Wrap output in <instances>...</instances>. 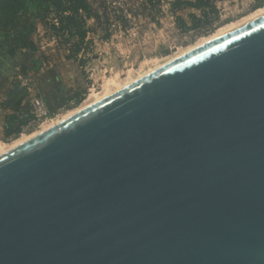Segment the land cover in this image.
I'll list each match as a JSON object with an SVG mask.
<instances>
[{
  "label": "water",
  "instance_id": "water-1",
  "mask_svg": "<svg viewBox=\"0 0 264 264\" xmlns=\"http://www.w3.org/2000/svg\"><path fill=\"white\" fill-rule=\"evenodd\" d=\"M0 264H264V15L2 155Z\"/></svg>",
  "mask_w": 264,
  "mask_h": 264
},
{
  "label": "rangeland",
  "instance_id": "rangeland-1",
  "mask_svg": "<svg viewBox=\"0 0 264 264\" xmlns=\"http://www.w3.org/2000/svg\"><path fill=\"white\" fill-rule=\"evenodd\" d=\"M173 1L160 0L156 6L148 2L151 8L144 10L142 18L130 20L122 27L113 26L110 17L106 14H103L101 19L97 13H94L95 16L86 19V26L90 31L89 40L92 39L93 43L87 46L85 52L79 54L77 60L68 58L70 52L67 49L70 46L61 45L66 42L68 35L63 36L62 33L40 24L37 40L42 50L51 59H56L57 69L67 89L71 92H85V100L76 107L59 110L44 122L31 120L18 138L10 140L4 139L6 114L1 111L0 144L8 149L17 140L27 138L62 120L70 111L83 106L91 95L111 96L134 82V79L139 80L187 54L188 50L200 43L203 38L229 25L240 24L264 8L257 6L264 0H217L219 17L213 25L204 27L200 31H184L177 24L176 17L171 11ZM190 12L192 9L180 10L178 13L189 21ZM81 59L85 62L83 65ZM9 67L10 62L0 56V72H6ZM8 74L15 75L14 69L11 68ZM18 78L28 85L27 101L32 106L33 99L40 97L36 88V79Z\"/></svg>",
  "mask_w": 264,
  "mask_h": 264
},
{
  "label": "trees",
  "instance_id": "trees-1",
  "mask_svg": "<svg viewBox=\"0 0 264 264\" xmlns=\"http://www.w3.org/2000/svg\"><path fill=\"white\" fill-rule=\"evenodd\" d=\"M147 1L156 6L160 0ZM257 6L263 7L264 2ZM189 9L192 12L187 21L178 12ZM171 11L184 31H200L213 25L219 17L217 0H174ZM93 16L86 0H0V56L10 62V70L15 71L12 76L0 72V109L6 114L5 140L18 138L35 119L33 107L27 101L29 87L18 77L36 79L38 94L51 115L63 108L76 107L85 100V92H71L63 84L56 59L42 50L37 33L39 25L43 24L63 36L68 35L61 45L70 46L68 58L77 60L93 43L92 39L88 40L86 26V19ZM81 61L83 65L85 62Z\"/></svg>",
  "mask_w": 264,
  "mask_h": 264
},
{
  "label": "built area",
  "instance_id": "built-area-1",
  "mask_svg": "<svg viewBox=\"0 0 264 264\" xmlns=\"http://www.w3.org/2000/svg\"><path fill=\"white\" fill-rule=\"evenodd\" d=\"M91 10L97 13L102 19L103 14L110 17L111 24L115 27H122L130 20L137 17L142 18L145 9H150L151 5L147 0H86ZM164 1V0H161ZM169 5V4H168ZM147 7V8H145ZM87 21V20H86ZM88 32V40H89ZM33 114L35 120L44 122L51 116L45 102L40 97H35L32 101Z\"/></svg>",
  "mask_w": 264,
  "mask_h": 264
},
{
  "label": "bare ground",
  "instance_id": "bare-ground-1",
  "mask_svg": "<svg viewBox=\"0 0 264 264\" xmlns=\"http://www.w3.org/2000/svg\"><path fill=\"white\" fill-rule=\"evenodd\" d=\"M263 15H264V8H263V9H260L259 11H257V12L254 13L253 15H251L250 18L246 19L245 21L241 22L240 24L229 25L228 27H225V28H222V29L218 30V31L215 32L214 34H212V35H210V36H208V37L203 38L202 41H201L200 43H198L196 46H194V47H192L191 49H189V50H188V53L191 52V51H193V50H196V49H198V48H200V47H202V46H204V45H206V44H208V43H210V42H212V41H214V40H216V39H218V38H220L221 36H223V35H225V34L231 32V31L235 30L236 28H238V27H240V26H242V25H244V24H247V23H249V22H251V21H253V20H255V19H257V18H259V17H261V16H263ZM185 52H187V51H185ZM185 52H184V53H185ZM182 54H183V53H182ZM180 56H181V55H180ZM176 57H177V56H176ZM173 59H174V58H173ZM144 77H145V76H144ZM132 81H133V80H132ZM136 81H138V80H136ZM136 81H135V79H134V82H136ZM134 82H132V83H134ZM132 83L128 84L127 86L131 85ZM127 86H126V87H127ZM124 88H125V86H124ZM122 89H123V88H122ZM113 94H114V93H113ZM109 96H110V95H108V96H101V97H100V96L98 95V97H97V94H96V96H92V95H91V96L89 97L90 99H89L88 101H86V103H84L83 106L78 107L77 109H75V110H73V111H70V113L67 114L62 120H59L58 122H54L53 124L49 125L48 127L42 129L41 131H38V132H36V133L30 135V136H31V137L29 136L30 138L27 137V138H24V139L17 140V141L14 142L12 145H10V146L8 145L9 148L6 146L8 149H6V148L4 147V145L0 144V157H1L2 155H4L5 153H7V152H9V151H11V150L17 148L18 146L24 144L25 142H27V141L30 140L31 138H33V137H35V136H37V135H39V134H41V133H43V132H45V131L51 129V128H53L54 126H56L57 124H60V123L64 122L65 120H68L69 118L75 116L76 114L80 113L81 111H83V110H85V109H87V108L93 106L94 104H96V103L102 101L103 99H105V98H107V97H109Z\"/></svg>",
  "mask_w": 264,
  "mask_h": 264
},
{
  "label": "crops",
  "instance_id": "crops-1",
  "mask_svg": "<svg viewBox=\"0 0 264 264\" xmlns=\"http://www.w3.org/2000/svg\"><path fill=\"white\" fill-rule=\"evenodd\" d=\"M4 74H8V73H10V67H9V69L6 71V72H3ZM0 112H1V109H0Z\"/></svg>",
  "mask_w": 264,
  "mask_h": 264
}]
</instances>
